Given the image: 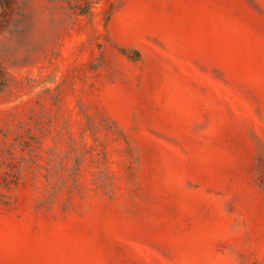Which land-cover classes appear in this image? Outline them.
I'll return each instance as SVG.
<instances>
[{"label": "rangeland", "instance_id": "rangeland-1", "mask_svg": "<svg viewBox=\"0 0 264 264\" xmlns=\"http://www.w3.org/2000/svg\"><path fill=\"white\" fill-rule=\"evenodd\" d=\"M0 264H264V0H0Z\"/></svg>", "mask_w": 264, "mask_h": 264}, {"label": "trees", "instance_id": "trees-1", "mask_svg": "<svg viewBox=\"0 0 264 264\" xmlns=\"http://www.w3.org/2000/svg\"><path fill=\"white\" fill-rule=\"evenodd\" d=\"M25 163L27 166H29V167H31V165H33L34 164V162H35V160H34V156L33 155H31L30 153H29V155H28V157L26 158V157H24V156H22L21 157V161H19L18 163H17V165H16V169H17V174H19L20 173V169H21V164L20 163ZM79 164L77 163V166H78ZM9 167H11V166H9ZM40 167H42V166H40ZM68 167H67V163H64L62 160H61V166H60V170H65V169H67ZM47 169V174H45V176L49 179V178H51L52 177V172H53V170L51 169V168H46ZM69 170H71V174H70V176L71 177H73V178H76V176H77V174H78V170H79V168L78 167H76V166H74V167H72V168H70ZM4 174H7V176L8 177H5V178H9V176H10V173H8V172H4ZM59 178H61V177H59ZM49 181V180H48ZM60 181H62V180H58V181H56L55 183H54V186H53V190H52V194H54V193H56V191L58 190V188L60 187V186H62L63 184H61L62 182H60ZM64 183H66V182H64Z\"/></svg>", "mask_w": 264, "mask_h": 264}]
</instances>
